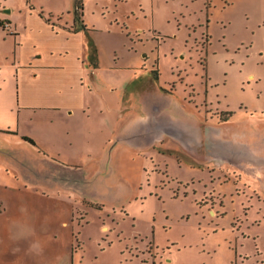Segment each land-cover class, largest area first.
Listing matches in <instances>:
<instances>
[{
  "label": "rangeland",
  "instance_id": "374dc122",
  "mask_svg": "<svg viewBox=\"0 0 264 264\" xmlns=\"http://www.w3.org/2000/svg\"><path fill=\"white\" fill-rule=\"evenodd\" d=\"M82 2L101 69L84 112L0 113V264H264V0ZM75 4L0 14L45 44L43 19L73 25ZM2 29L0 103L16 104L39 82Z\"/></svg>",
  "mask_w": 264,
  "mask_h": 264
},
{
  "label": "crops",
  "instance_id": "0c3cea01",
  "mask_svg": "<svg viewBox=\"0 0 264 264\" xmlns=\"http://www.w3.org/2000/svg\"><path fill=\"white\" fill-rule=\"evenodd\" d=\"M0 20L5 21L6 27L2 29L3 32L12 36L11 38L15 43L14 46L13 42L11 45L13 46L14 57L18 62L17 68H28L30 77L35 82L37 80L39 82L32 85L29 93H23L19 90L16 104L13 102L11 104L8 102L6 105L0 103L1 116H7L11 111H16V109H18V115L21 108L51 109L58 111V113L61 109H69L70 115L75 116L79 110L76 108L81 107L83 109L85 107L87 93H93L94 85L97 86V82L101 79L97 50H88L84 47L85 30L74 31V23L71 25L69 22L66 28H57L56 24H51L43 19L54 39L53 42L44 44L38 40L39 37L29 39V35H23L22 32L16 30L11 31L10 18L0 14ZM78 36L82 38L84 43L82 44V48L76 49L74 45L71 46L68 42L70 39L74 40ZM26 41L31 42L30 49H25ZM105 70L108 71L107 74L111 78H116L114 70L117 69L115 66L111 65ZM40 82H43L44 85L40 86ZM140 98L145 102L143 97ZM143 117L144 119L136 121V124L144 130V133L137 134V140L140 136V138H144L146 135L153 133V120L148 115H143ZM18 119L19 117L17 116L15 120L18 122ZM5 126H10L9 121L1 119L0 128H4ZM151 126L152 128L149 129ZM8 129L11 128L8 127Z\"/></svg>",
  "mask_w": 264,
  "mask_h": 264
},
{
  "label": "trees",
  "instance_id": "16d2710c",
  "mask_svg": "<svg viewBox=\"0 0 264 264\" xmlns=\"http://www.w3.org/2000/svg\"><path fill=\"white\" fill-rule=\"evenodd\" d=\"M75 10H74V25H73V29L74 31H80V30H88V27L87 25L84 23V20H83V2L82 0H76V4H75ZM31 8H34L30 5ZM39 15L41 17L44 18V13L43 12H39ZM47 22L51 23V24H54L52 23L51 19L49 18H44ZM0 23L1 25L3 26V28L5 29L6 25H5V21L4 20H0ZM231 116V113H227V116L225 119H228V117ZM224 119V120H225ZM23 138L27 141H29L30 143L32 144H36L34 142L33 139L27 137V136H23Z\"/></svg>",
  "mask_w": 264,
  "mask_h": 264
},
{
  "label": "flooded vegetation",
  "instance_id": "af4514ba",
  "mask_svg": "<svg viewBox=\"0 0 264 264\" xmlns=\"http://www.w3.org/2000/svg\"><path fill=\"white\" fill-rule=\"evenodd\" d=\"M212 135H213V133H211V137H212V141H213V136H212ZM205 137H206V136H205ZM190 139H192L193 141L196 140L195 142H198V143H197L198 145L201 144V141H199L198 138L195 139V137H193V138H190ZM207 139H208V136H207ZM256 155H258V154H256Z\"/></svg>",
  "mask_w": 264,
  "mask_h": 264
},
{
  "label": "bare ground",
  "instance_id": "6f19581e",
  "mask_svg": "<svg viewBox=\"0 0 264 264\" xmlns=\"http://www.w3.org/2000/svg\"><path fill=\"white\" fill-rule=\"evenodd\" d=\"M184 125V124H183ZM186 129V131H188L187 130V128H185ZM194 133L196 134L197 133V131H194ZM189 135V134H188ZM214 141H218L216 138H213V141H212V143L214 144ZM217 144V143H216ZM228 144H230V143H228ZM216 148H217V146H215Z\"/></svg>",
  "mask_w": 264,
  "mask_h": 264
}]
</instances>
